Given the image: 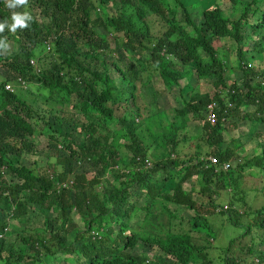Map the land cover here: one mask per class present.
<instances>
[{
  "label": "trees",
  "instance_id": "1",
  "mask_svg": "<svg viewBox=\"0 0 264 264\" xmlns=\"http://www.w3.org/2000/svg\"><path fill=\"white\" fill-rule=\"evenodd\" d=\"M230 60L238 82L226 80ZM254 60L264 62V0H218L197 21L186 0H0V264H264V201L249 209L235 197L251 170L264 197V68ZM202 81L210 89L186 90ZM165 93L173 116L157 107ZM187 122L200 124L205 153ZM241 122L262 126L245 131L258 151L246 159L241 139L222 135ZM43 155V166L23 163ZM192 180L198 190L185 188ZM155 205L186 231L140 234L137 213L148 221ZM213 217L241 229L216 254Z\"/></svg>",
  "mask_w": 264,
  "mask_h": 264
},
{
  "label": "rangeland",
  "instance_id": "2",
  "mask_svg": "<svg viewBox=\"0 0 264 264\" xmlns=\"http://www.w3.org/2000/svg\"><path fill=\"white\" fill-rule=\"evenodd\" d=\"M217 1L218 0H199V1L186 0V4L189 6V9L193 13L194 19L197 21L199 19V15H200L201 10H203L205 7L211 8L214 4L216 5ZM223 1H228V0H223ZM194 13H197V14H194ZM221 44H222L221 42L216 43L217 46H219ZM6 48L8 51H12V50H15L16 46L13 42L10 41ZM261 61L254 60L250 64L254 65V69H257V68L259 69L260 67L264 68V62H263V64L259 63ZM257 64H258V66H257ZM233 66H234V61L230 60V66L229 67L231 69H234V70H230L226 74L227 75L226 76L227 82H233V81L238 82V80L240 81V74L236 71L235 68H233ZM144 82H146L145 78H144ZM262 82H264V81L262 80ZM152 83H153V87L156 90H158L160 92L164 91V86L159 81V78H157V77L152 78ZM210 83L211 82H209V81H202V82L194 83L193 85L190 84L188 86V88H186V90L188 91V90H191L194 88V89L205 92L207 89H210ZM180 84H181V86H183L186 84V81L183 80L180 82ZM23 91H24V89H23ZM172 98L173 97L171 96V94L165 93L162 98L158 99L157 107L160 110V112H163V114L165 113L168 116H173L172 112H173V108H174L175 104H174ZM179 104L180 103H178V105ZM251 110L253 111L254 108ZM162 116H165V115H162ZM261 127H262L261 125L257 126L256 124L251 125L248 122H244V123L241 122V123H238L237 127L235 128L233 126V124L226 123L224 125V130H222V135H223L224 140L227 143L230 140H236L239 137L241 139V141L243 142L244 146L236 151V155H238L240 159H246V158H250L254 154H257L256 152H258V151L256 148V143H257L256 139L253 137H251V139H249L247 136H245V133L249 132V136H250L251 134H254L255 132H259V131L261 132V130H262ZM200 130H201V128H200L199 123L187 122V127H186V130L184 132H186L187 135H189V136L196 137V136L201 135ZM40 132H41V130L38 127L36 129L34 138H35V140L38 141L37 142L38 148L44 149L46 147V139H47L46 135L47 134L44 133L43 135H41V134H39ZM200 138H202V137L199 136L198 142L200 144V148L202 150V153H205V151H207V149L205 147V144L203 143V141H201ZM191 143L196 144V140H194ZM192 147H193L192 145H189L188 143H184V144H181L180 151L183 152V149H189L190 148L189 151L192 152L193 151ZM46 155H43L42 157H39V158L38 157L37 158H26V160H24L23 163H24V165L29 166L31 169L35 167L32 164L33 161H35L39 166L40 165L43 166L44 162L47 161L45 158ZM53 159H54V155L51 156V160H53ZM74 169H75V172H83V171L91 172L90 169L87 170L86 168H82V165L79 163L75 164ZM254 173H255V170L245 171L243 173V178L238 182L239 186H238L237 194H235L236 198H242L244 200L246 205L249 206V209L259 208L260 205L264 201V197L261 195L260 191L258 190V186L255 184V180L253 179ZM88 175H90V174H88ZM189 187H192L195 190L199 189L198 184L195 182V180H192L191 182L186 183L185 188L189 189ZM229 196L232 197V195L230 194V191L227 193L222 192L220 197L218 198L219 202L226 201L229 198ZM200 198L204 199L205 197H202L200 195ZM241 205L242 204L239 203V207H238L239 212H241L243 210ZM166 206H167V208H169V214H172L173 216L181 217L182 219H184L186 221L190 220V218H192V216H193L191 211H187L184 208L175 207L174 205H171V204H167ZM245 209H247V207H245ZM137 214H138L137 215L138 220L135 221L133 226L142 235L159 236L161 238H164L165 234L169 228L170 223H173V226H171V227H173V229L177 230L179 228H182L183 231H181V232L186 231V227L184 225L181 226V224H178V222H176V221L175 222H173V220L170 221L169 219H171V218L168 215V213L166 211L162 210L161 206H159V205H155L154 208L150 211V217H149L148 221H145L147 217L143 220V217L145 215L144 212H139ZM243 221H244V219H243ZM208 222H209V225H207V226L211 228L210 231H207L208 232L207 235L210 237L208 239V242L210 243L209 247H215L216 249H218V250L213 249L214 254H216L217 252H220V249L225 247L231 238H234L235 235H237L238 233L241 232V229L239 227H234L232 225L226 224L224 221H222V219L220 217L210 218V220H208ZM17 224L18 223H15L14 221H12L10 223V227L12 229H15L18 226ZM160 225H161V227H160ZM204 232H206V229H204ZM196 238H199V234H196ZM249 242H250V235L246 236L242 241V243H244V244H248ZM141 251H143V252H141ZM138 252H141L144 254L148 253V251L142 246H139ZM150 255H151V253H150Z\"/></svg>",
  "mask_w": 264,
  "mask_h": 264
},
{
  "label": "built area",
  "instance_id": "3",
  "mask_svg": "<svg viewBox=\"0 0 264 264\" xmlns=\"http://www.w3.org/2000/svg\"><path fill=\"white\" fill-rule=\"evenodd\" d=\"M32 63V62H31ZM7 89H8V87H7ZM208 119H209V121L210 122H214V118H213V116L212 115H210L209 117H208ZM209 160H210V163L211 164H215V159L214 158H209ZM228 165L227 164H224V165H222V170H228ZM69 184H71V181L69 182ZM65 186V185H64Z\"/></svg>",
  "mask_w": 264,
  "mask_h": 264
}]
</instances>
